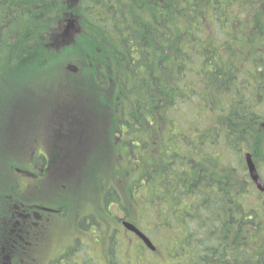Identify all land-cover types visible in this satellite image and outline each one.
Listing matches in <instances>:
<instances>
[{"label":"trees","instance_id":"obj_1","mask_svg":"<svg viewBox=\"0 0 264 264\" xmlns=\"http://www.w3.org/2000/svg\"><path fill=\"white\" fill-rule=\"evenodd\" d=\"M72 16L81 34L64 44ZM63 56L72 58L58 71L68 94L59 84L57 93L42 88L34 98L2 90L0 176L11 179L8 189L26 191L28 127L38 126H28L30 117L44 110L51 118L94 113L101 119L93 125L109 129L94 143L109 147L85 153L99 156L90 174L109 182L106 204L156 209L169 224H187V256L172 263L163 254L170 241H160L157 264H264V192L251 181L245 158L252 155L264 180V0H0L2 88ZM73 63L84 66L87 79L78 92L66 87L73 75L66 65ZM69 121L58 127L71 129ZM123 127L130 131L125 140L134 141L130 148L120 138ZM68 130L55 132L53 141L48 135L55 147L48 169L67 161L59 171L64 177L74 153L58 145L72 142ZM186 130L199 133L189 164ZM32 134V142L39 139ZM218 147L222 154L214 156ZM4 196L9 209L0 224L23 204Z\"/></svg>","mask_w":264,"mask_h":264},{"label":"flooded vegetation","instance_id":"obj_2","mask_svg":"<svg viewBox=\"0 0 264 264\" xmlns=\"http://www.w3.org/2000/svg\"><path fill=\"white\" fill-rule=\"evenodd\" d=\"M196 51L200 52V50ZM66 69L72 72L76 81L75 87L72 88L78 92L77 88L80 85L84 86L87 82L86 75L81 70L84 66L75 63L66 65ZM87 86L93 88L90 84ZM44 113L46 114L40 117V114ZM51 114L53 113H47L44 110L43 113L29 118L28 126H31L32 122L38 124V126L28 127L30 138L27 151L32 153L29 156L25 176L27 178L25 192L29 196V201L23 199L22 208L15 206V209L10 212V219L7 217L5 223L0 225V264H157L159 257L154 255L157 256L159 245L154 235L162 241L161 244L167 240L170 243H165L170 246L175 243L181 251H184L183 256H187L189 252L185 244L188 238L187 224H169V218L157 215L156 209L142 210L133 206H111L106 204L105 195H103L102 208L97 207L94 211L87 208L81 210L79 201L70 200V194L79 188L81 182L93 176V173H90L99 162L98 158L97 164L94 163L91 166L94 154L90 152H95V147L108 149V143L99 145L94 142L99 137L109 134V129L101 130L100 127L93 125L94 120L101 119L94 113H77L66 117L64 112H56L55 118L49 117ZM50 119H54L56 128L48 122ZM65 119L70 120V123L66 122L71 126L69 130L58 127ZM62 130L71 131L69 134L73 136L72 142L58 145L63 150L71 149L74 153L71 159V170L66 177L60 175L59 171L68 164L67 161L58 164L56 170L48 169L50 159L48 151L55 148L48 142V135L53 141L55 132ZM198 131L206 132L204 129ZM33 132H37L39 136V139L34 142L31 141ZM129 132V128L123 127L120 130V138L125 140ZM184 139L185 160H187L186 164H189L191 163L189 148L199 139V133L196 132L191 136L190 130H186ZM128 140L125 141L130 148L134 141ZM157 140L159 138H156ZM200 145L208 150L212 149L211 143L204 142ZM86 149L90 152L85 153ZM221 154V147H218L214 156ZM34 160L35 164L32 163ZM34 170L39 175H34ZM78 172H80L79 175ZM258 173L260 174L259 171ZM262 181L264 182L263 179ZM68 182V185L64 184ZM57 203L62 204L61 207L56 208L58 211L50 207H39L46 204L56 206ZM71 209H74V212L70 214L71 221H63L61 216L66 219L69 214L65 211ZM6 214L8 215V212ZM179 220L187 221L188 218L180 217ZM141 234L148 238L153 246H156V250L147 246ZM175 258L178 259L179 254H173L168 260L174 263ZM160 259L166 258L162 256Z\"/></svg>","mask_w":264,"mask_h":264},{"label":"rangeland","instance_id":"obj_3","mask_svg":"<svg viewBox=\"0 0 264 264\" xmlns=\"http://www.w3.org/2000/svg\"><path fill=\"white\" fill-rule=\"evenodd\" d=\"M71 59H72L71 57L63 56L61 58L60 63L50 67L49 69H47L45 71L41 72L37 69H32V71H34L33 73L32 72L31 73L30 72L22 73L19 77L20 83L7 84V85H5L4 88H2L0 86V96L3 95V93H2V90H3L4 92L11 91L10 93H12L14 95H16V94L24 95L25 94L24 97L32 96L34 98V96L40 95L42 88H46L48 90V94L57 93V84H59V86L62 87V89L66 92V90L64 89V85H61L59 83V82L63 83L64 81H66V78L59 79V81H58V77H59L58 71L62 70V64H66L68 62H71L70 61ZM69 77H70L69 79H70L71 83L66 84V87H69V88L75 87L76 81H75L74 76L70 75ZM46 89L44 90V94H46ZM83 90H85L86 94H88V95L91 94V92H92V89L89 86L84 87ZM60 92H62V91H60ZM66 94H68V92H66ZM12 103H13L12 100L9 101L8 106L11 105ZM39 113H43V112H39ZM45 114L46 113L40 114V117H42V115H45ZM5 119H7V118L5 117ZM0 122H3L2 119H0ZM32 136H33V134L31 135V138H32ZM176 137L179 138L178 140H180L179 135H176ZM178 145L182 146L183 144L179 141ZM98 158H99V156H96L93 158L91 166L94 163L97 164L96 161L98 160ZM146 162H145L146 164H148V163L150 164V161H146ZM101 163H102V160H101ZM123 164H124V161H122L121 165H123ZM97 167H98V164L94 167V170H96ZM17 169H19V168H17ZM20 170L26 171L22 168H20ZM22 177L23 176H21V179H22ZM23 179H27V178L23 177ZM10 181H11L10 178L0 176V217H2L1 213L4 214L9 209V206H7V205L5 206V203L2 202V198L5 197L4 196L5 194L16 195L17 197L22 198V201H23V199L26 201H29V196L22 189V187L18 186V189L11 190V187H12L11 186L8 189V185L10 183H12ZM110 185H113L112 182L110 183ZM108 186H109V182L104 181V180H100V178L98 177V172H97L94 174V176H91L90 179L87 177L84 181H82L79 188L75 192L70 194L69 198L71 201H75V200L79 201L80 202V208H82L81 210H85L87 208V209H91V211H94L95 208L102 203L103 192H105V191L107 192V190H109ZM143 197L145 200L150 198V196L147 193L143 194ZM54 210L58 211V209H54ZM65 212H67L69 214V216L66 219H64L63 216H61L62 220L65 222L71 221L72 216H70V214H72L74 212V209L67 210ZM0 225H2V224H0ZM154 238H155V240H157V243L159 244L161 240H159V238L156 235H154ZM166 244H167L168 250L166 252H163V254L168 255L167 258H170L173 254H179L178 259L182 258V256L184 255V251H181L180 247H178L175 243H173L172 246H170L168 243H166ZM175 261H177V258H175Z\"/></svg>","mask_w":264,"mask_h":264},{"label":"water","instance_id":"obj_4","mask_svg":"<svg viewBox=\"0 0 264 264\" xmlns=\"http://www.w3.org/2000/svg\"><path fill=\"white\" fill-rule=\"evenodd\" d=\"M74 28V21H70L69 25L67 26L66 28V32L65 34L66 35H70V32L71 30ZM264 126V124H263ZM246 161H247V166H248V169H249V173H250V177L251 179L255 182L257 188L264 192V184L262 182V180L260 179V176L256 170V167L253 163V160H252V157L250 154H248L246 156ZM132 230L136 231L133 227H131ZM143 240L146 242L147 246L153 250H155L156 248L151 244V242L146 238L144 237L142 234H141Z\"/></svg>","mask_w":264,"mask_h":264}]
</instances>
